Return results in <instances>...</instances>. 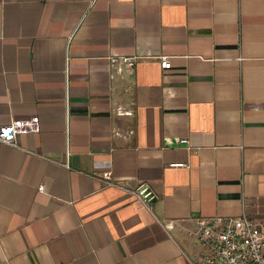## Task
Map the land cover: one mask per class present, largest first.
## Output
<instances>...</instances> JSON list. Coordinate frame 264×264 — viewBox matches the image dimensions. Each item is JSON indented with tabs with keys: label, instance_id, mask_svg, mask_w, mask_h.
Instances as JSON below:
<instances>
[{
	"label": "crops",
	"instance_id": "crops-1",
	"mask_svg": "<svg viewBox=\"0 0 264 264\" xmlns=\"http://www.w3.org/2000/svg\"><path fill=\"white\" fill-rule=\"evenodd\" d=\"M33 116L0 264H191L196 218L264 226V0H0V125Z\"/></svg>",
	"mask_w": 264,
	"mask_h": 264
},
{
	"label": "built area",
	"instance_id": "built-area-1",
	"mask_svg": "<svg viewBox=\"0 0 264 264\" xmlns=\"http://www.w3.org/2000/svg\"><path fill=\"white\" fill-rule=\"evenodd\" d=\"M107 59L111 68L122 72L132 70L138 56L110 54ZM159 60L163 68L171 66L167 56L161 55ZM38 130L37 117L14 119L0 125V142L16 146L18 134ZM181 143L186 144L187 140L182 139ZM103 179L105 184L114 185L109 173L104 174ZM195 223V228L189 234L200 249L192 257H187L191 264H264V226L252 218L245 215L199 217Z\"/></svg>",
	"mask_w": 264,
	"mask_h": 264
},
{
	"label": "water",
	"instance_id": "water-1",
	"mask_svg": "<svg viewBox=\"0 0 264 264\" xmlns=\"http://www.w3.org/2000/svg\"><path fill=\"white\" fill-rule=\"evenodd\" d=\"M137 193L144 199L147 204H150L155 199V195L147 184H141L137 188Z\"/></svg>",
	"mask_w": 264,
	"mask_h": 264
}]
</instances>
